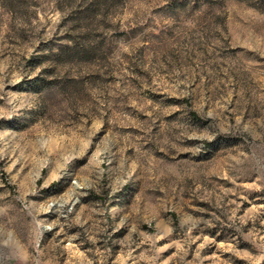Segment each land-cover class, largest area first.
<instances>
[{
    "label": "rangeland",
    "instance_id": "rangeland-1",
    "mask_svg": "<svg viewBox=\"0 0 264 264\" xmlns=\"http://www.w3.org/2000/svg\"><path fill=\"white\" fill-rule=\"evenodd\" d=\"M0 264H264V0H0Z\"/></svg>",
    "mask_w": 264,
    "mask_h": 264
},
{
    "label": "trees",
    "instance_id": "trees-1",
    "mask_svg": "<svg viewBox=\"0 0 264 264\" xmlns=\"http://www.w3.org/2000/svg\"><path fill=\"white\" fill-rule=\"evenodd\" d=\"M21 1L22 0H1V3L4 7L12 11V9H15V7H17V5L21 4ZM82 52H85L87 54L90 51L89 50L83 51L79 49V47L77 46L66 45L60 50V53L57 54V56L61 57V55L63 54H69V55H72V57H74V55L79 56Z\"/></svg>",
    "mask_w": 264,
    "mask_h": 264
}]
</instances>
